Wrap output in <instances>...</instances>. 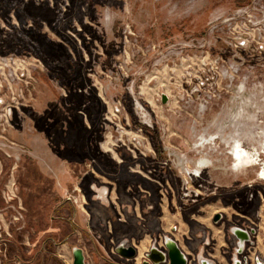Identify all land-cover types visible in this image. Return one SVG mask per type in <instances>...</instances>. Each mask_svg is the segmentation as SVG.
Returning a JSON list of instances; mask_svg holds the SVG:
<instances>
[{
	"label": "rangeland",
	"instance_id": "obj_1",
	"mask_svg": "<svg viewBox=\"0 0 264 264\" xmlns=\"http://www.w3.org/2000/svg\"><path fill=\"white\" fill-rule=\"evenodd\" d=\"M51 162L75 179L62 199L26 169ZM0 165L4 240L20 237L21 264H72L51 257L64 238L88 264H129L114 248L130 240L133 208L155 237L173 216L193 226L215 214L209 224L227 231L264 232V0H0ZM11 173L21 210L2 202ZM91 184L123 205L125 226L109 208L118 226L105 254L71 218L78 210L89 226Z\"/></svg>",
	"mask_w": 264,
	"mask_h": 264
},
{
	"label": "crops",
	"instance_id": "obj_2",
	"mask_svg": "<svg viewBox=\"0 0 264 264\" xmlns=\"http://www.w3.org/2000/svg\"><path fill=\"white\" fill-rule=\"evenodd\" d=\"M40 157L45 160L44 157L46 156L42 157V154H40ZM30 167L33 168L35 174L38 175L40 179L49 184H54L56 188V194H58L61 199L63 198L65 189H68L69 186L75 181L74 177L69 173L70 169L67 165H56L52 162L50 165H26V169ZM90 189L93 195L91 197L92 203L89 209V226H87L88 219H85L78 210L71 214V218H73L77 223L78 227L76 229H80L83 232L84 238L88 243L87 246L90 247L89 251L97 252L98 254H105L106 252L104 253L103 249L107 247L108 243L111 242V239L114 236L115 228L118 226L116 225V222L118 221L120 222L118 224L125 226L119 219V217L122 215L120 214L119 210L123 205L120 203L121 199L117 203L112 201L114 190L110 186H97V184H91ZM96 208L100 212L96 211ZM109 208H114L111 209L113 210V214L111 215H114L113 218H115L117 221L113 218H109ZM54 210H59L62 212V209L59 208V206ZM125 213L126 217L131 216L130 220H133V222H130L134 226L132 227L133 231L130 240L122 239L120 241H126L129 245L136 249L137 257L135 259V264H141L143 257L149 252L155 241H157L158 247H161V241L164 235H169L177 243L180 250L189 258L191 264H194L195 261L196 264H205V262L206 264H234L233 255L236 249V240L232 237L230 232L227 231L223 224H209V221L212 217L200 218L203 221H197L194 219V221L198 223H194L193 226H189V223H180V220H177L176 216H173L171 217L172 219L168 220L170 223L162 221L160 222L159 229L161 236L158 235L155 237L151 236L150 234L153 233L152 230L150 233L146 232L147 230H142V228L146 229V226L141 225L142 219H138L135 208L128 209L125 211ZM65 216L68 219L66 221L64 220L66 218H63V221L65 224L67 222L68 225L69 216L68 214H65ZM122 217L125 216L122 215ZM167 225V229L171 230L172 234H169L167 230H165ZM68 232L69 229L67 226L66 233ZM139 233L140 236L136 238V235ZM46 234L48 235L47 239L51 241V245L54 247L55 239L61 235L60 230L58 228H53L51 225L48 231H46ZM65 240L66 238H64L60 246L56 248V253L51 256L53 259H60L64 263L66 262V259L69 257V255L71 256L70 245ZM20 246L21 242L20 237L18 236L12 240L5 241L3 243L4 258H13L18 255L21 250L19 248ZM36 252L38 251H35V253ZM242 257L247 258L248 264H255L256 259L264 263V232L259 231L257 228L255 230V234L250 235V243L245 245L243 255L237 256L236 258L242 260ZM101 261L102 262L97 261V264H106L110 263V261L112 262L111 264H115V260L111 259L110 257H103ZM124 262L128 261L124 260ZM46 264L52 263L46 262Z\"/></svg>",
	"mask_w": 264,
	"mask_h": 264
},
{
	"label": "water",
	"instance_id": "obj_3",
	"mask_svg": "<svg viewBox=\"0 0 264 264\" xmlns=\"http://www.w3.org/2000/svg\"><path fill=\"white\" fill-rule=\"evenodd\" d=\"M166 97H162V103L166 102ZM222 219L221 214H215L212 218L213 223H217ZM232 237L236 240V249L234 253V264H248L246 257L242 260L237 256H242L245 245L250 243V235L255 234L254 229H243L240 227H231L229 230ZM114 252L122 259L131 260L136 257V250L126 241H120L114 248ZM72 264H88L85 258L84 250L74 246L71 248ZM189 258L180 250L177 243L167 235L162 237V248L157 247L155 243L151 246L149 252L145 255L142 264H188ZM206 264V262H205ZM255 264H264L258 259Z\"/></svg>",
	"mask_w": 264,
	"mask_h": 264
},
{
	"label": "built area",
	"instance_id": "obj_4",
	"mask_svg": "<svg viewBox=\"0 0 264 264\" xmlns=\"http://www.w3.org/2000/svg\"><path fill=\"white\" fill-rule=\"evenodd\" d=\"M7 111V110H6ZM16 166V165H15ZM15 168H12V172H14ZM0 173H1V165H0ZM11 177L8 178V180L6 181V183L4 184V189L2 190L1 193V198H2V202H4V205L7 206L8 209H19L21 210V202H20V198L18 197L17 194V187H16V182L14 181V176L13 173L10 174ZM13 178V179H12ZM262 181H264V178H260ZM76 190V192L78 193L79 190ZM65 200L67 202H70L74 205H76L77 208H80L81 210L85 208L86 206V202L84 200L83 197H80V199L78 198L79 196L77 195H72V194H65ZM3 210H0V252H1V243L4 241L6 236H9L7 230H6V225L4 224V220H3ZM22 215L20 214V212L16 211V215L12 216V222L14 221H18L19 218H21ZM15 264H21L20 261L16 262Z\"/></svg>",
	"mask_w": 264,
	"mask_h": 264
},
{
	"label": "flooded vegetation",
	"instance_id": "obj_5",
	"mask_svg": "<svg viewBox=\"0 0 264 264\" xmlns=\"http://www.w3.org/2000/svg\"><path fill=\"white\" fill-rule=\"evenodd\" d=\"M232 153H233L232 155L234 157V160L237 163L236 165H245V164L248 163V160H249V152H247L246 150H244L243 148H241V146L239 144H236L233 147V152ZM239 155L241 156V158L239 157ZM244 156L247 158V160L246 159H242V157H244ZM205 165H206V161H203V160H199L197 162V164H196V166L198 167V169H201V168L206 167ZM5 241L6 240H4L1 243L0 264H3V263L4 264H15L16 262L20 261L17 255L15 257H13V258H4V255H3V243ZM161 243H162V241H161ZM155 244L157 245V241H155ZM157 247H158V245H157ZM159 248H162V244H161V247H159ZM136 257H137V251H136ZM136 257H135V259H136ZM135 259L126 260V261H129L130 262L129 264H135ZM143 260H145V256L143 257L142 261ZM142 261H141V264H142ZM188 264H191V261L190 260L188 261ZM194 264H196V261L194 262Z\"/></svg>",
	"mask_w": 264,
	"mask_h": 264
},
{
	"label": "bare ground",
	"instance_id": "obj_6",
	"mask_svg": "<svg viewBox=\"0 0 264 264\" xmlns=\"http://www.w3.org/2000/svg\"><path fill=\"white\" fill-rule=\"evenodd\" d=\"M5 114L7 115L8 114V111H6L5 110ZM245 150V149H244ZM239 157L241 158V156L239 155ZM233 158V160H234V157H232ZM251 158H252V156L250 155V153H249V160H248V162H250L251 161ZM242 159H246L247 160V158L244 156V157H242ZM235 161V160H234ZM261 177H264V169H262V171H261V173H260V178Z\"/></svg>",
	"mask_w": 264,
	"mask_h": 264
},
{
	"label": "trees",
	"instance_id": "obj_7",
	"mask_svg": "<svg viewBox=\"0 0 264 264\" xmlns=\"http://www.w3.org/2000/svg\"><path fill=\"white\" fill-rule=\"evenodd\" d=\"M48 241H50V240H48ZM47 241V242H48ZM21 246H23V245H21ZM20 253H21V251L23 250V248L22 247H20ZM42 251H44V250H40V252L38 251V253L37 254H40V253H42ZM20 253L17 255L18 256V258H19V260H21V255H20ZM23 258H24V256H23ZM25 259V258H24ZM27 261V260H26Z\"/></svg>",
	"mask_w": 264,
	"mask_h": 264
}]
</instances>
